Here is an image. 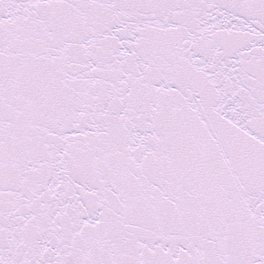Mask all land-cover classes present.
I'll return each instance as SVG.
<instances>
[{"label": "snow or ice", "instance_id": "obj_1", "mask_svg": "<svg viewBox=\"0 0 264 264\" xmlns=\"http://www.w3.org/2000/svg\"><path fill=\"white\" fill-rule=\"evenodd\" d=\"M0 264H264V0H0Z\"/></svg>", "mask_w": 264, "mask_h": 264}]
</instances>
